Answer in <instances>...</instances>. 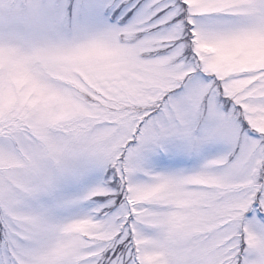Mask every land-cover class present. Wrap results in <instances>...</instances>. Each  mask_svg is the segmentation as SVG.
Returning a JSON list of instances; mask_svg holds the SVG:
<instances>
[{
  "label": "snow or ice",
  "instance_id": "obj_1",
  "mask_svg": "<svg viewBox=\"0 0 264 264\" xmlns=\"http://www.w3.org/2000/svg\"><path fill=\"white\" fill-rule=\"evenodd\" d=\"M0 264H264V0H0Z\"/></svg>",
  "mask_w": 264,
  "mask_h": 264
}]
</instances>
